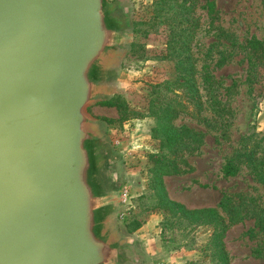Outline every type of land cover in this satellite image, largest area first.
I'll use <instances>...</instances> for the list:
<instances>
[{
	"label": "water",
	"instance_id": "water-1",
	"mask_svg": "<svg viewBox=\"0 0 264 264\" xmlns=\"http://www.w3.org/2000/svg\"><path fill=\"white\" fill-rule=\"evenodd\" d=\"M132 35L125 0H0V264H125L131 237L90 106Z\"/></svg>",
	"mask_w": 264,
	"mask_h": 264
},
{
	"label": "rangeland",
	"instance_id": "rangeland-1",
	"mask_svg": "<svg viewBox=\"0 0 264 264\" xmlns=\"http://www.w3.org/2000/svg\"><path fill=\"white\" fill-rule=\"evenodd\" d=\"M205 1L197 3L199 25L191 43L201 112L181 89L170 90L165 85L175 80L176 71L174 62L163 57L168 27L153 19V0H125L132 35L113 73L111 97L122 106L100 102L88 108L104 121L107 162L110 158L118 173L115 182L120 196L127 192L121 200L124 210L118 218L119 230L137 242L140 264H225L221 249L227 264H264V231L258 229L255 217L264 208V184L241 157L243 151L253 149L264 159V66L249 71L245 51L238 47L229 61L217 66L227 42L216 38L214 29L219 25L240 42L251 35L264 42V1L212 0L213 14L201 7ZM203 64H208L216 81L213 94L223 111L216 106L217 112L213 110L202 83ZM153 102L156 107L184 104L185 110L172 123L205 133L197 149L183 151L184 172L161 177L165 195L153 179L151 156L166 151L161 148L162 134L155 130L157 118L150 112ZM229 159L241 161L235 174L225 176L222 168ZM224 195L232 197L244 217L228 224L223 237L202 215L185 212L216 207L228 222L226 212L217 206ZM165 196L183 208L167 205Z\"/></svg>",
	"mask_w": 264,
	"mask_h": 264
},
{
	"label": "trees",
	"instance_id": "trees-1",
	"mask_svg": "<svg viewBox=\"0 0 264 264\" xmlns=\"http://www.w3.org/2000/svg\"><path fill=\"white\" fill-rule=\"evenodd\" d=\"M199 0H153L152 2V17L159 23L168 27L167 38L165 42L164 58H169L174 62L176 71V78L172 82L165 84L173 88H179L187 96L188 101L194 105L197 112L203 110L201 95L196 83V68L194 59L191 54V43L195 32L198 29V19L195 14V9ZM264 1V0H263ZM202 8L207 9L209 14L215 12V4L212 0H206L201 5ZM215 36L218 39H223L227 43V49L220 51V56L216 61L217 66L225 64L231 59L234 49L241 48L245 51L244 58L247 61L249 71L255 70L259 66H264V42L255 35H251L243 42H240L236 36L227 32L224 28L217 25L214 27ZM202 83L205 85L213 105V110L223 111L222 107H218V100L213 94V85L216 83L208 64L202 65ZM109 106L121 107L122 103L115 98L107 99L101 102ZM217 107V111L215 109ZM152 111L158 121V130L163 138H161V150L159 153L152 155L153 163L155 164V175L153 179L160 186V190L164 193L162 176L176 175L184 172L186 159L183 151L188 150L192 152L197 149L202 143L204 132L195 130L187 125H175L172 123L179 112L185 110V105L175 102L169 103L162 107H156L154 102L151 104ZM218 114V113H217ZM199 115V114H198ZM204 120V118H202ZM241 157L246 161L248 168L252 174L264 184V159L255 155L253 149L245 150L241 153ZM241 160H228L222 168L225 176L233 175L239 169V162ZM167 205L175 207H182L179 203L166 198ZM240 205V204H239ZM227 214V221L216 207H202L198 209H185V212L191 214H200L206 220L212 222L218 227V236H224L228 224L236 223L243 219L241 210L236 205L230 195H224L217 205ZM256 224L260 231H264V208H260L256 213ZM222 260L227 264V255L221 249Z\"/></svg>",
	"mask_w": 264,
	"mask_h": 264
},
{
	"label": "flooded vegetation",
	"instance_id": "flooded-vegetation-1",
	"mask_svg": "<svg viewBox=\"0 0 264 264\" xmlns=\"http://www.w3.org/2000/svg\"><path fill=\"white\" fill-rule=\"evenodd\" d=\"M106 172L110 178L111 181H116L118 177V173L116 172V169L112 163V160L109 158L107 162V168ZM140 248L138 247L137 242L134 240L131 241L129 250H128V257L129 260L125 264H140L141 262V255H140Z\"/></svg>",
	"mask_w": 264,
	"mask_h": 264
},
{
	"label": "built area",
	"instance_id": "built-area-1",
	"mask_svg": "<svg viewBox=\"0 0 264 264\" xmlns=\"http://www.w3.org/2000/svg\"><path fill=\"white\" fill-rule=\"evenodd\" d=\"M126 196H127V192L123 193V194L121 195V200H122V201L125 200ZM122 215H123V212L120 214V216L122 217Z\"/></svg>",
	"mask_w": 264,
	"mask_h": 264
}]
</instances>
